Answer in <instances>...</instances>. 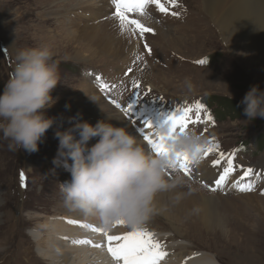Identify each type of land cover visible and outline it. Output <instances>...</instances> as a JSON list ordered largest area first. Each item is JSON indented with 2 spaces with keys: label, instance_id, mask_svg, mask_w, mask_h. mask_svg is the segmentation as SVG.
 <instances>
[{
  "label": "rangeland",
  "instance_id": "obj_1",
  "mask_svg": "<svg viewBox=\"0 0 264 264\" xmlns=\"http://www.w3.org/2000/svg\"><path fill=\"white\" fill-rule=\"evenodd\" d=\"M96 1L0 0V92L12 71L17 51L42 45L53 51L61 82L52 93L58 100L47 110V116L53 118L54 123L40 143L39 151H10L8 142L0 140V264L52 263V260L38 257L40 251L34 236L37 231L32 229L40 228L41 223L48 219L62 222L60 217H64L66 211L59 183L69 180V174L63 167H56L52 162L58 147L55 131L70 127L69 117H75L78 113H82L85 121L89 117L108 120V114L114 116V109L118 111L116 104L119 102L126 101L121 104L135 107L148 99L155 101L157 107L166 109L182 103L183 107L196 102L203 106L207 104L201 112L204 122L190 124L186 130H194L204 139L209 137L211 140L204 148L219 145V151L225 154L234 150V160H244L248 164L241 166L253 168L259 173V177L254 173L244 178V182L254 184L253 191L241 192L235 189L230 194L210 190L205 186L208 183H203L205 180L186 176L179 168L175 170L179 176L174 172L167 174L168 180L175 178L179 185L191 189L195 194L206 195L208 200L212 193L221 196L220 200L212 197L215 217L220 220L216 229H222L231 241L228 244L222 233V238H216L206 232L199 234V228L198 231L174 224L184 229L186 235L178 236L185 239L179 243L187 245V252L211 253L217 258L216 264H264V195L261 194L264 192V119L249 121L243 111L229 113L210 103L219 101L215 97H225L232 101L231 104L227 102L225 108H237L238 102L252 84H259L264 89V61L262 63L260 60L262 55L248 49L238 37H223L203 10L202 0H180L181 4L176 10L180 15L170 17L171 20H165L164 16L153 12L150 5L145 16L148 21L135 17V13H129V16L154 30L149 33L152 40L140 36L139 40L136 33L134 51H131V43L126 46L123 43L117 44L119 48L113 47L111 52L117 50L118 54L113 55L101 51L92 52L89 45V48L85 45L84 50L77 43L69 44L64 35L69 31L66 30L68 23L64 21L74 20L76 22H70L72 25L85 26H97L104 21L101 17L99 20H89L91 17L85 18L88 14L77 13L81 11L76 9L81 6L78 3H90L88 5L91 7L97 5L101 8L102 0L100 3ZM108 5L111 9V2ZM59 6L64 7L60 10ZM70 12H75L76 16L72 17ZM58 14H66V17L59 15L61 17L58 18ZM162 19L164 21L160 23ZM176 20L178 26L166 27ZM85 21L87 23H83ZM80 25L77 26L83 29ZM177 39L182 43H172ZM74 48L81 52V58H74ZM137 56L140 58L137 59ZM198 60H204L205 63L200 64ZM96 74L101 76L100 80H97ZM101 85L106 87L102 90ZM92 92V95L97 94L107 105L108 110L103 111L98 98L95 103L88 102ZM65 105H70V108ZM194 113L195 110L193 119ZM206 114H211L212 121L205 119ZM138 116L142 118V115ZM139 123L135 119V125ZM215 157L218 158V153L214 150L208 158ZM53 169L54 172L51 171ZM21 174L25 178L23 185ZM158 208L154 203L153 214H158ZM153 214L149 226L156 232H151L153 236H172L173 223ZM160 244L163 246L165 243Z\"/></svg>",
  "mask_w": 264,
  "mask_h": 264
},
{
  "label": "clouds",
  "instance_id": "obj_2",
  "mask_svg": "<svg viewBox=\"0 0 264 264\" xmlns=\"http://www.w3.org/2000/svg\"><path fill=\"white\" fill-rule=\"evenodd\" d=\"M60 83L50 47L17 51L0 92V140L8 142L10 151H39L54 123L47 110L58 100L52 93ZM240 106L246 120L264 119V89L252 84L238 102ZM69 121L70 127L55 131L58 147L52 161L70 173L69 180L59 183L64 204L99 220L104 231H110L117 221L130 229L143 227L155 210L156 194L170 186L167 173L178 158L186 155L198 163L206 144L194 130L173 132L165 124L158 132L167 150L156 155L138 136L108 120L93 125L78 113Z\"/></svg>",
  "mask_w": 264,
  "mask_h": 264
},
{
  "label": "bare ground",
  "instance_id": "obj_3",
  "mask_svg": "<svg viewBox=\"0 0 264 264\" xmlns=\"http://www.w3.org/2000/svg\"><path fill=\"white\" fill-rule=\"evenodd\" d=\"M84 1L85 0H79V2H84ZM109 2H111V0H102L101 8H99L96 5L97 1L95 4L96 5L95 8L89 6L88 4L90 3L88 4L78 3L81 6L77 7L76 9H80L82 11V12L81 11L77 12L79 15L88 14V17L85 18L91 17L89 20H99V18L101 17L102 20L104 21L98 24L97 26H85L84 24H81L84 27L83 29L77 26L80 24L72 25L70 23V22H76L74 20L64 21L68 23L66 30H69L64 34L65 37H67L65 38L66 41L69 44L77 43L81 45V47L84 48V50L86 49L85 45L87 47L89 45L92 52L101 51V52L110 53L112 55L118 54L117 50H113L111 52V49H113V47L119 48L118 46H116L117 44L121 45L123 43V45H125L131 43L130 45L131 51H134L136 46V39H135L136 34H132L129 32H124V33L121 32L119 21L114 17L113 5L111 4V9H109V5H108ZM201 3L203 10H205L208 16L212 19L216 27L219 29L218 31L221 32L223 37L224 36H227V38L238 37L244 42V45L248 49L254 50L262 55L260 60L263 63L264 61V0H202ZM59 7L61 10V7L64 6H59ZM150 7H153V12L157 13V8L155 7V5H150ZM147 10H146V14L143 16H140L138 13H135V17L139 16L142 19L147 20V18L145 17L148 14ZM70 13L73 14L72 17L76 16L75 12H70ZM66 14H58L56 17L58 18L61 17L59 15H62V17L63 16L66 17ZM165 20H171V19L166 18ZM163 21H164L163 19L160 20V23L161 22L163 23ZM83 23H87V21ZM177 23H178L177 20L175 21L174 24L173 21H171L170 25H166V27L168 29L172 27H176L178 26L176 25ZM69 24H71V26ZM156 29L159 32L157 27ZM160 36L162 37V35ZM144 37L147 39H151V35H149V33H146ZM137 38L139 39L138 33H137ZM172 43L181 44L182 41L177 39ZM72 52H76L74 58H81L83 56L80 55L81 53L80 51L77 52L76 48H74ZM257 64L260 65V63ZM92 94L93 92L89 94L91 97L89 98L88 102L95 103V100H97L98 98V101H100L102 104L103 111L108 110L107 105L102 100L99 99L97 94L94 95ZM125 102H119V103H125ZM147 107L150 109L146 113H144L143 108L140 109V113L143 116L142 119L143 121L140 124L141 128L135 125V121L133 120L135 115V110L133 108L130 114L126 116H123L120 112L114 109L113 118L108 119V115H107V119L113 125L118 127H125L130 133L138 136L142 141L143 145L146 147V149L150 153H152L151 150L148 148L147 143L144 142V140L141 138L142 136L140 137L136 132L138 133L141 132L145 121L150 120L154 126H158L159 123L162 122L164 115L174 111L176 108H180L183 106L178 105L173 108H167V109L165 107L159 108L157 107V103L151 100L147 105ZM122 108H123L122 106L119 107V109ZM136 114H138V111L136 112ZM89 118L90 119L86 121H88L93 125L98 121V120H94L95 117L92 118L89 117ZM143 131H145L146 133L149 131V135H152L154 129L143 128ZM205 139L206 141L210 140L209 137L208 138L206 137ZM95 142L96 141L93 140L90 143H95ZM210 154L211 153H209L207 156H204L202 154L199 162L192 163L191 165H189V167L191 169L192 176L195 179H199L200 181L205 180L203 183L206 184L208 183L207 185L212 186L214 180L218 177V173L221 171V169L213 167L212 161L215 158L209 159L208 156ZM241 164H248V163H246L244 160L240 158L239 159L236 158L234 160V165L236 170L229 177V181H230L229 184L220 190L221 192H223V194H230L236 189L235 187L232 186V183L236 180H239L240 176L242 175V170L247 168L241 166ZM262 169H264V167H262ZM256 171L257 170H254V173L256 176L259 177V173H256ZM171 172H174L177 174V176H179V173L175 170H169L167 174ZM168 181L170 186L167 189L158 192L157 197H155L154 200V203L159 208L157 209L158 214H153V215L154 216L160 215L166 218L168 221H171L173 223V231H174L172 236L170 235L153 236V239L158 241L159 243L162 242L165 243L162 246V250L166 252L167 255L160 261V264H216L215 260H217V258H214V256L211 255V253L209 252H201V253L200 252L192 253L191 251L187 252L186 251L187 245H185V243L183 242L179 243V241H183L185 239L178 237L182 235L186 237L184 233V229H180V227L177 228L176 226L177 225L184 226V228L192 227L195 228V230H198L199 228L200 230V231L198 230L199 234L206 232L208 235H213V237L216 238L217 236L222 238L221 236L222 234H224L223 239L228 244H231L229 237L225 236L223 230L216 229L219 227L220 220L216 218L217 216L215 217L214 211L216 210L214 204L212 203V197L219 199L221 196H219V194L217 193L216 194L212 193L208 200L207 199L208 197L206 195L195 194L191 189L186 188L183 185L182 186L179 185V182L175 180V178H173L171 181L170 180ZM241 183H246V182H244L243 179ZM161 200L163 201L161 202ZM65 210L66 211L64 212L65 213L64 217H60V219L64 220L68 218V221L76 220L78 221V223L76 224H84V225L87 224L89 227L92 228V230L88 232L86 231L87 229H83V228L81 229L80 226L71 228L68 227L66 224L65 225L62 224L63 220L62 222H60L59 220L53 219L54 220L53 221L48 219L51 223H49V221H44L41 223L42 228L40 227V228L32 229V231L33 230L37 231V233L34 236L35 238H37L36 246L40 251L38 257L40 259H46L48 261L52 260V263H48V264H55V263L56 264H112L111 261H107V260L102 261L101 253L103 254L107 253L108 249H107V241L104 239L105 236L103 235V232L93 230V229H102L99 220L93 217L85 216L79 210L67 206L65 207ZM52 217H56V216H52ZM174 224H176V226ZM72 225H73L72 223L69 224V226ZM150 225H151V220L149 218L141 228H145L148 231L153 232L155 234L156 232L154 231V229L149 227ZM130 230L131 229L127 225H115L110 231H108V234L123 235ZM61 238L63 239L65 238V240L63 241ZM77 240H87L90 243L78 244L74 242ZM112 243L114 246L117 242L115 243L112 242ZM96 245H101V248L97 247Z\"/></svg>",
  "mask_w": 264,
  "mask_h": 264
},
{
  "label": "snow or ice",
  "instance_id": "obj_4",
  "mask_svg": "<svg viewBox=\"0 0 264 264\" xmlns=\"http://www.w3.org/2000/svg\"><path fill=\"white\" fill-rule=\"evenodd\" d=\"M166 2L170 4L172 8L179 7L178 0H166ZM111 4L114 6V17L119 21L121 32L138 33L141 38H143L146 33H152L154 30L146 27L140 20L130 18L129 13H138L140 16H143L146 14L149 5H155L161 13L169 14V8L165 6L163 0H111ZM170 14L172 16L180 15L177 11H172ZM144 47L147 48V44H145ZM139 58L140 57L137 56V59ZM198 63L203 64L205 61L200 60ZM97 80H100V78L97 77ZM105 87L106 85H101L102 90ZM137 100H139V94H137ZM112 102L116 104L115 101ZM116 107L119 108L120 105L116 104ZM193 110H195V119H193ZM203 110L204 106L196 102L188 106L176 108L174 111L167 113L158 126H154L150 120L145 121L143 128L154 129V132L152 135H149L142 129L140 132L142 139L146 141L148 148L153 154L159 155L167 149L164 143L165 138L160 135L158 129L166 124L173 132L177 131V129H179V131L186 130L190 124L204 122L201 117V112ZM127 111H132L131 104L128 105ZM205 119L207 121H212L211 114H206ZM214 150L217 151L218 158L212 161V165L213 167L221 169V171L218 173V177L214 180L213 185L210 186V190L218 191L229 184V177L236 170L234 165L236 153L225 154L223 151H219V145H210L203 149V155L207 156ZM192 163L193 161L186 155L181 156L178 158L177 165L172 170H177V168H179L186 176L191 177L192 172L189 165ZM253 174L254 170L252 168L243 169L240 179L234 181L232 186L241 192L253 191L255 188L253 183H241L244 178L250 177ZM24 179L23 174H21L22 185ZM205 186L209 187V185ZM261 194L264 195V192ZM68 222L72 224L78 223L76 220H69ZM115 225L125 224L123 221H117ZM82 226L87 227V225ZM93 230L103 232L107 241L108 252L115 261H122V264H160V261L167 255V253L162 250V245L153 239L154 234L145 228L131 229L123 235H110L108 231H104L103 229ZM114 241L117 243L113 246L112 242ZM74 242L79 244L89 243L87 240H77ZM96 246L99 247L100 245Z\"/></svg>",
  "mask_w": 264,
  "mask_h": 264
},
{
  "label": "trees",
  "instance_id": "obj_5",
  "mask_svg": "<svg viewBox=\"0 0 264 264\" xmlns=\"http://www.w3.org/2000/svg\"><path fill=\"white\" fill-rule=\"evenodd\" d=\"M216 99L217 100L219 99V101H214V102L211 101L210 103L218 105L220 110H228L229 113H236V112L238 113L239 111H243V107L242 108L241 107L240 108L239 107H237V108L233 107L232 109L225 108L224 106H225V104L227 105V102H229L230 104L232 103L231 99L227 100V98L225 99V97L223 99L221 97H215V100ZM222 102L224 104H222Z\"/></svg>",
  "mask_w": 264,
  "mask_h": 264
}]
</instances>
